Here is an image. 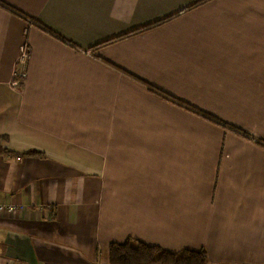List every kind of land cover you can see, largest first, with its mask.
I'll return each mask as SVG.
<instances>
[{
	"label": "crops",
	"instance_id": "0c3cea01",
	"mask_svg": "<svg viewBox=\"0 0 264 264\" xmlns=\"http://www.w3.org/2000/svg\"><path fill=\"white\" fill-rule=\"evenodd\" d=\"M0 2V264H264V0Z\"/></svg>",
	"mask_w": 264,
	"mask_h": 264
},
{
	"label": "trees",
	"instance_id": "16d2710c",
	"mask_svg": "<svg viewBox=\"0 0 264 264\" xmlns=\"http://www.w3.org/2000/svg\"><path fill=\"white\" fill-rule=\"evenodd\" d=\"M0 6L8 8L1 2ZM169 19L162 20L153 26L161 25L162 23L167 22ZM148 28L149 27L137 30L135 33ZM152 91L166 98L162 92L156 89H152ZM188 109L203 117L204 119L229 129L239 135H243L244 133L236 127L224 123L209 114H206L190 106ZM28 155L36 156L39 155V153L37 154L36 152H31ZM109 264H209V261L207 252L204 249L199 251L184 250L180 253H174L158 246H152L138 240L129 239L125 243H113L110 245Z\"/></svg>",
	"mask_w": 264,
	"mask_h": 264
},
{
	"label": "built area",
	"instance_id": "2783aa9c",
	"mask_svg": "<svg viewBox=\"0 0 264 264\" xmlns=\"http://www.w3.org/2000/svg\"><path fill=\"white\" fill-rule=\"evenodd\" d=\"M31 59V54L29 52L28 45H23L20 49V55L17 60V70L15 71V80H13L11 86L13 89L18 90L21 82H23L27 78V66ZM12 206H3L0 205V212H4L8 210L9 212L13 211Z\"/></svg>",
	"mask_w": 264,
	"mask_h": 264
}]
</instances>
